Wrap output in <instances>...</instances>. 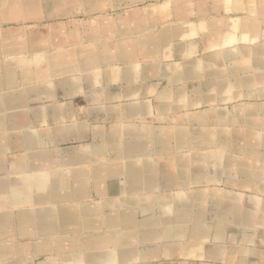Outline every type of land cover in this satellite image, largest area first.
I'll use <instances>...</instances> for the list:
<instances>
[{
  "label": "crops",
  "instance_id": "obj_1",
  "mask_svg": "<svg viewBox=\"0 0 264 264\" xmlns=\"http://www.w3.org/2000/svg\"><path fill=\"white\" fill-rule=\"evenodd\" d=\"M263 14L156 0L53 44L1 32L0 264H264Z\"/></svg>",
  "mask_w": 264,
  "mask_h": 264
},
{
  "label": "rangeland",
  "instance_id": "obj_2",
  "mask_svg": "<svg viewBox=\"0 0 264 264\" xmlns=\"http://www.w3.org/2000/svg\"><path fill=\"white\" fill-rule=\"evenodd\" d=\"M17 1L0 0V3L11 4ZM151 1L156 0H61L58 3L51 0L47 11L38 18L16 16L6 20L0 16V33H34L42 29L48 35V43L53 44L56 33L65 36L71 32L85 31L88 22L92 26L98 25V18L109 14L116 16Z\"/></svg>",
  "mask_w": 264,
  "mask_h": 264
},
{
  "label": "bare ground",
  "instance_id": "obj_3",
  "mask_svg": "<svg viewBox=\"0 0 264 264\" xmlns=\"http://www.w3.org/2000/svg\"><path fill=\"white\" fill-rule=\"evenodd\" d=\"M11 1V0H10ZM48 1H50V0H18L17 2H14V10H13V16L12 17H15L16 18V16L17 17H33V16H35V15H37L39 12H40V10L43 8V6L48 2ZM52 1H54V2H56V0H52ZM223 1V0H222ZM226 1H228V2H234V1H236V0H226ZM238 1H240V0H238ZM257 1H264V0H250V2H257ZM258 4V3H257ZM10 5H12V3L11 4H7V3H0V16L1 17H3V19H6L8 16H6V14H5V12H6V10H7V8L9 7V9L11 10V7H10ZM226 5H228V4H226ZM41 7V8H40ZM247 10V9H246ZM263 11V10H262ZM263 13V12H262ZM44 14V13H43ZM257 15V14H256ZM262 15V14H261ZM264 15V14H263ZM9 17H11V13H10V16ZM245 19V18H244ZM248 19V18H247ZM245 21V20H244ZM248 21V20H247ZM237 22V21H236ZM211 23V22H210ZM245 23H246V21H245ZM213 24V23H212ZM210 25V24H209ZM245 25V24H244ZM245 26H247V25H245ZM258 26H259V24H258V22L256 21V20H254V21H250V31H252L253 32V34H250V37H251V39L255 36H258ZM231 27H232V25H231ZM219 29V28H218ZM244 29V28H243ZM248 29V28H247ZM206 30V29H205ZM212 30V29H211ZM240 30V29H239ZM245 30V29H244ZM226 31V30H225ZM243 31V30H242ZM247 31V30H246ZM244 32V31H243ZM211 33V32H210ZM225 33V32H224ZM248 33V32H247ZM246 33V34H247ZM259 33H260V31H259ZM227 34V33H226ZM211 35V34H210ZM212 35H214V34H212ZM228 36H227V38H233L234 37V34H232V33H230V34H227ZM239 35V34H238ZM225 36V35H224ZM247 36V35H246ZM193 37V36H192ZM155 38V37H154ZM189 38V37H188ZM211 38V37H210ZM244 38V37H243ZM249 38V37H248ZM215 39V38H214ZM225 39V38H224ZM242 39V38H241ZM232 40V39H231ZM243 41H245V40H243ZM254 41H256V40H254ZM214 42V41H213ZM214 44V43H213ZM212 44V45H213ZM222 47V46H221ZM155 51V50H154ZM182 51V50H181ZM122 65V64H121ZM133 73V72H132ZM107 77V76H106ZM148 77V76H147ZM211 77V76H210ZM216 95V94H215ZM3 112V111H2ZM1 123V122H0ZM261 127V126H260ZM2 129V128H1ZM237 133V132H236ZM180 136H181V134H180ZM158 138V137H157ZM176 140H177V142L180 144V143H182V137H177L176 138ZM165 141V140H164ZM160 142H162V141H160ZM38 148V147H37ZM104 156V155H103ZM227 159V158H226ZM231 159H232V157H231ZM209 161V160H208ZM232 162V161H231ZM228 164V163H227ZM208 173V172H207ZM210 175V174H209ZM63 182V181H62ZM79 183V182H78ZM68 184H69V182H68ZM87 184V183H86ZM125 184V183H124ZM44 185V183H42L41 181H38L37 183H36V188L37 189H41L42 188V186ZM80 185V184H79ZM71 186V185H70ZM87 187V186H86ZM97 189H98V192H101V187L100 186H95ZM105 188V187H104ZM104 188H102V189H104ZM10 189V188H9ZM16 189V188H15ZM44 189V188H43ZM45 189H46V187H45ZM87 189V188H86ZM96 190V189H95ZM105 190V189H104ZM209 190V189H208ZM23 191H25V190H21L20 191V189L18 190V189H16V190H14V195L16 196L15 198H17L18 196H19V198H20V196H21V194H23ZM70 191H71V189H70ZM202 191V190H201ZM46 192V191H45ZM107 192H108V190H107ZM196 191H194V193H195ZM209 192V191H208ZM71 193V192H70ZM198 193H200V192H198ZM204 193V192H203ZM27 194V193H26ZM108 194V193H107ZM71 195V194H70ZM192 195V194H191ZM22 196H24V195H22ZM179 197H181V196H179ZM201 197V196H200ZM208 197V196H207ZM18 198V199H19ZM71 198V197H70ZM195 198V197H194ZM198 199V198H197ZM196 199V200H197ZM80 200V199H79ZM195 200V199H194ZM193 200V201H194ZM216 200V199H215ZM167 201V200H166ZM190 201V200H189ZM196 202V201H195ZM134 203H135V201H134ZM158 203V202H157ZM159 203H160V201H159ZM158 203V204H159ZM167 203H168V201H167ZM197 203V202H196ZM213 203H215V202H213ZM177 204V203H176ZM179 205V204H178ZM128 206V205H127ZM134 206V205H133ZM137 206V205H136ZM159 206V205H158ZM163 206V205H162ZM161 205H160V207H162ZM188 206V205H187ZM195 206V205H194ZM192 207V206H191ZM191 207H189V208H191ZM66 208V207H65ZM188 208V207H187ZM195 208V207H194ZM63 209V208H62ZM68 209V208H67ZM72 209V208H71ZM70 209V210H71ZM95 209V208H94ZM60 210V209H59ZM69 210V211H70ZM216 210V209H215ZM66 211V210H65ZM72 211V210H71ZM83 211V210H82ZM86 211V210H85ZM88 211V210H87ZM117 211V210H116ZM135 211V210H134ZM198 211V210H197ZM209 211V210H208ZM214 211V210H213ZM59 212V211H58ZM99 212V211H98ZM24 213V212H23ZM61 213V212H60ZM73 213V212H72ZM130 213V212H129ZM194 213V212H193ZM67 214V213H66ZM119 214V213H118ZM195 214V213H194ZM31 215V214H30ZM74 215V214H73ZM72 215V216H73ZM100 215V214H99ZM64 216H66V215H64ZM196 216H198V215H196ZM195 216V217H196ZM213 216V215H212ZM135 217V216H134ZM61 218V217H60ZM67 218V217H66ZM81 218V217H80ZM161 218V217H160ZM164 218V217H163ZM166 218V217H165ZM170 218V217H169ZM168 218V219H169ZM171 218H173V217H171ZM192 218V217H191ZM198 218H199V216H198ZM198 218H196V219H198ZM226 218V217H225ZM65 219V218H64ZM70 219V218H69ZM82 219H83V217H82ZM135 219V218H134ZM144 219V218H143ZM210 219V218H209ZM128 220V219H127ZM148 220V219H147ZM166 220V219H165ZM199 220V219H198ZM225 220V219H224ZM81 221V220H80ZM137 221H139V220H137ZM145 221V220H144ZM162 221V220H161ZM168 221V220H167ZM196 221V220H195ZM66 222H67V220H66ZM146 222V221H145ZM166 222V221H165ZM198 222V221H197ZM217 222V221H216ZM166 223H169V222H166ZM171 223V222H170ZM189 224V223H188ZM212 224V223H211ZM129 225H131V224H129ZM137 225H139V224H137ZM160 225V224H159ZM176 225V224H175ZM186 225V224H185ZM63 226H66V225H63ZM121 226V225H120ZM209 226H211V225H209ZM216 226V225H215ZM151 227V226H150ZM161 227V226H160ZM212 227H213V225H212ZM112 228V227H111ZM118 228V227H117ZM152 228V227H151ZM182 228V227H181ZM217 228V227H216ZM132 229V228H131ZM176 229V228H175ZM174 229V230H175ZM212 229H214V227L212 228ZM218 229V228H217ZM167 230V229H166ZM186 230V229H185ZM215 230V229H214ZM64 231V230H63ZM87 231H89V230H87ZM116 231V230H115ZM114 231V232H115ZM118 231H121V230H118ZM134 230H132V232H133ZM147 231V230H146ZM156 231V230H155ZM161 231V230H160ZM212 231V230H211ZM79 232V231H78ZM127 232V231H126ZM39 233V232H38ZM64 233H66V232H64ZM83 233V232H82ZM116 233V232H115ZM174 233V232H173ZM60 234H61V231H60ZM79 234V233H78ZM84 234V233H83ZM87 234H89L88 232H87ZM93 234V233H92ZM142 234V233H141ZM140 234V235H141ZM170 234V233H169ZM184 234V233H183ZM42 235V234H41ZM52 235H54V234H52ZM59 235V234H58ZM110 235V234H109ZM137 235V234H136ZM82 236V235H81ZM88 236V235H87ZM111 236V235H110ZM138 236V235H137ZM162 236V235H161ZM175 236V235H174ZM51 237H53V236H51ZM112 237V236H111ZM157 237V236H156ZM170 237V236H169ZM184 237V236H183ZM66 238V237H65ZM69 238V237H68ZM177 238V237H176ZM80 239H82L81 237H80ZM99 239V238H98ZM161 239V238H160ZM174 239V238H173ZM65 240V239H64ZM66 240H67V238H66ZM78 241V240H77ZM105 241V240H104ZM171 241V240H170ZM95 242V241H94ZM98 242V241H97ZM101 242H103V241H101ZM137 242H138V240H137ZM53 243V242H52ZM51 243V244H52ZM79 243H80V241H79ZM91 243V242H90ZM94 244V243H93ZM119 244V243H118ZM120 245V244H119ZM122 245V244H121ZM97 246V245H96ZM114 247V246H113ZM117 247V246H116ZM88 248V247H87ZM86 248V249H87ZM39 249V248H38ZM75 249V248H74ZM95 249V248H94ZM73 250V249H72ZM97 250V249H96ZM101 250V249H100ZM117 250V249H116ZM130 250H132V249H130ZM130 250H129V252H130ZM69 251V250H68ZM74 252V251H73ZM77 253V252H76ZM114 256V255H113ZM70 257V256H69Z\"/></svg>",
  "mask_w": 264,
  "mask_h": 264
}]
</instances>
